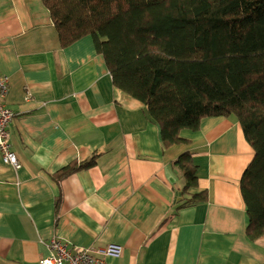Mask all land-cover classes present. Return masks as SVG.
<instances>
[{"label":"crops","instance_id":"crops-1","mask_svg":"<svg viewBox=\"0 0 264 264\" xmlns=\"http://www.w3.org/2000/svg\"><path fill=\"white\" fill-rule=\"evenodd\" d=\"M0 73L22 164L0 153V264H43L53 237L96 255L120 245L107 264H264V238L247 235L239 184L254 151L238 121L204 118L184 131L190 144L165 150L147 107L114 86L93 36L63 48L43 0H0ZM184 149L199 167L193 191L209 198L178 208L173 161ZM95 152V167L54 177Z\"/></svg>","mask_w":264,"mask_h":264},{"label":"trees","instance_id":"trees-1","mask_svg":"<svg viewBox=\"0 0 264 264\" xmlns=\"http://www.w3.org/2000/svg\"><path fill=\"white\" fill-rule=\"evenodd\" d=\"M68 47L91 35L113 84L141 101L165 150L192 141L207 117L235 119L253 149L240 178L251 241L264 238V0H43ZM100 152L58 172L97 165ZM184 178L179 207L208 201L193 152L173 161ZM164 222L156 228L159 233Z\"/></svg>","mask_w":264,"mask_h":264},{"label":"built area","instance_id":"built-area-1","mask_svg":"<svg viewBox=\"0 0 264 264\" xmlns=\"http://www.w3.org/2000/svg\"><path fill=\"white\" fill-rule=\"evenodd\" d=\"M10 77L0 73V153L3 162L16 167H21V161L12 148L10 123L15 113L5 103V97L9 91ZM52 254L42 260L43 264H107L104 255H119L122 247L109 244L102 250V254L96 255L89 248H71L68 243L53 237L50 240ZM102 254V255H101Z\"/></svg>","mask_w":264,"mask_h":264},{"label":"water","instance_id":"water-1","mask_svg":"<svg viewBox=\"0 0 264 264\" xmlns=\"http://www.w3.org/2000/svg\"><path fill=\"white\" fill-rule=\"evenodd\" d=\"M177 194L179 195V197L177 198L178 201L182 200V195H180L181 193L179 191H177Z\"/></svg>","mask_w":264,"mask_h":264},{"label":"rangeland","instance_id":"rangeland-1","mask_svg":"<svg viewBox=\"0 0 264 264\" xmlns=\"http://www.w3.org/2000/svg\"><path fill=\"white\" fill-rule=\"evenodd\" d=\"M179 170V169H178ZM180 171V170H179ZM183 185H184V178H183V181H182ZM120 246V245H119ZM102 253V251H101ZM103 254V253H102ZM104 255V254H103ZM105 257L109 256V255H104Z\"/></svg>","mask_w":264,"mask_h":264}]
</instances>
